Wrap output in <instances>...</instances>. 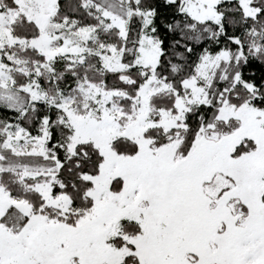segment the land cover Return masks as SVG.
<instances>
[{
	"label": "snow or ice",
	"instance_id": "snow-or-ice-1",
	"mask_svg": "<svg viewBox=\"0 0 264 264\" xmlns=\"http://www.w3.org/2000/svg\"><path fill=\"white\" fill-rule=\"evenodd\" d=\"M0 264H264V0H0Z\"/></svg>",
	"mask_w": 264,
	"mask_h": 264
}]
</instances>
